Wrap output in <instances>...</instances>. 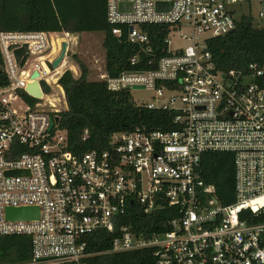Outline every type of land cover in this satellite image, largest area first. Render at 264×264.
Here are the masks:
<instances>
[{
    "label": "built area",
    "instance_id": "obj_1",
    "mask_svg": "<svg viewBox=\"0 0 264 264\" xmlns=\"http://www.w3.org/2000/svg\"><path fill=\"white\" fill-rule=\"evenodd\" d=\"M243 15L264 19V0H106L112 35L126 29L138 51L134 69L101 80L110 92L154 91L151 102L133 103L171 114L172 127L117 133L103 150L79 154L59 127L66 58L50 65L72 36L0 31V237H28L27 264H87L100 233L109 247L96 255L146 251L143 264H264V63L218 72L206 45ZM149 25L166 28L165 50H154ZM206 153L232 155L231 203L205 181ZM9 208L38 216L9 220Z\"/></svg>",
    "mask_w": 264,
    "mask_h": 264
},
{
    "label": "trees",
    "instance_id": "obj_2",
    "mask_svg": "<svg viewBox=\"0 0 264 264\" xmlns=\"http://www.w3.org/2000/svg\"><path fill=\"white\" fill-rule=\"evenodd\" d=\"M142 29L149 33L154 50H165L166 28L149 25L142 26ZM0 31L102 33L106 73L133 68L129 66V59L138 51V47L127 42L126 29L122 30L120 37L112 35V26L106 20V0H0ZM206 45L218 72L243 73L250 64L264 63V27L257 26L250 15L241 16L233 32L209 39ZM136 69L152 70L154 66H138ZM86 76L87 70L80 66L77 78L67 70L59 79L67 105V110L59 114V127L66 132L68 150L75 154L91 149L103 150L111 136L136 128L149 131L171 129V114L137 107L128 90L110 92L104 81H88ZM201 169L205 181L215 186L217 198L223 204L231 203L232 155L206 153L201 159ZM99 235L105 237L106 233ZM100 237L94 236L88 243V252L93 256L87 264L144 263L146 251L96 255L109 247V243ZM29 260L28 237H0V264H27Z\"/></svg>",
    "mask_w": 264,
    "mask_h": 264
},
{
    "label": "rangeland",
    "instance_id": "obj_3",
    "mask_svg": "<svg viewBox=\"0 0 264 264\" xmlns=\"http://www.w3.org/2000/svg\"><path fill=\"white\" fill-rule=\"evenodd\" d=\"M255 24L257 26H264V19H256ZM203 38H206V35H203ZM102 40V33L85 35L81 39H77L76 54L72 55L69 51L67 52L66 57H68L69 62L72 65L76 64L77 76L80 75V66H83L87 70L86 78L88 81H100L101 76L106 73L104 69L105 51L102 47ZM171 41L172 47L180 44L176 38H172ZM59 51L55 54L56 57ZM130 94L135 104L151 102L156 96L154 91L147 89L131 90Z\"/></svg>",
    "mask_w": 264,
    "mask_h": 264
},
{
    "label": "water",
    "instance_id": "obj_4",
    "mask_svg": "<svg viewBox=\"0 0 264 264\" xmlns=\"http://www.w3.org/2000/svg\"><path fill=\"white\" fill-rule=\"evenodd\" d=\"M169 6L168 4H163V3H157L155 6V9L157 11L159 10H163V8ZM129 7V6H128ZM127 5L126 4H120L119 6V10L120 11H124L126 10ZM132 28L129 27V31H131ZM234 31V30H233ZM232 31V32H233ZM26 52V47H24L21 50L16 51V59L19 62L20 58L23 56V54ZM68 52V43L67 42H63L59 51V54L57 55V57L51 62V67L52 68H57L62 61L66 58ZM37 74H34V77H36ZM118 77V73L117 72H112V73H108V78L109 79H114ZM30 90L35 91L38 95H39V91H38V83L35 82L32 86H30ZM57 119H55L56 121ZM5 215L6 218L9 220H21V219H28V218H37L38 216V211L35 208H25V209H6L5 211Z\"/></svg>",
    "mask_w": 264,
    "mask_h": 264
},
{
    "label": "crops",
    "instance_id": "obj_5",
    "mask_svg": "<svg viewBox=\"0 0 264 264\" xmlns=\"http://www.w3.org/2000/svg\"><path fill=\"white\" fill-rule=\"evenodd\" d=\"M89 34H92V33L70 34L72 36V41H71V44H68L69 53H71L72 55L76 54V52H77V48H76L77 39H81L83 36L89 35ZM63 68H64V70H70L75 78L78 77L77 76L78 73L76 71V64L72 65V63L69 62L68 57H66V60H65Z\"/></svg>",
    "mask_w": 264,
    "mask_h": 264
}]
</instances>
